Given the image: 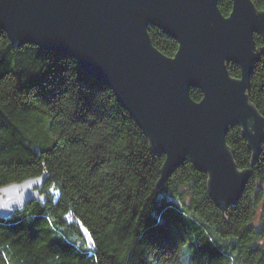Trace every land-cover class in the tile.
I'll return each instance as SVG.
<instances>
[{"label": "trees", "instance_id": "16d2710c", "mask_svg": "<svg viewBox=\"0 0 264 264\" xmlns=\"http://www.w3.org/2000/svg\"><path fill=\"white\" fill-rule=\"evenodd\" d=\"M251 1L264 10V0ZM218 7L227 16L231 0ZM147 32L174 56L175 38L152 25ZM227 67L240 76L237 64ZM246 93L264 116V54ZM225 141L237 168L251 170L236 204L221 211L188 157L157 188L164 156L112 90L72 57L14 46L0 30V187L47 173L44 202L0 218V264H264V144L251 165L239 125Z\"/></svg>", "mask_w": 264, "mask_h": 264}, {"label": "water", "instance_id": "95a60500", "mask_svg": "<svg viewBox=\"0 0 264 264\" xmlns=\"http://www.w3.org/2000/svg\"><path fill=\"white\" fill-rule=\"evenodd\" d=\"M147 25L177 40L173 57L153 46ZM0 30L14 46L72 57L112 90L151 151L164 156L157 188L188 157L207 175L208 194L221 211L238 202L251 170L237 168L225 141L228 127L240 126L251 165L264 144V116L246 93L264 54V10L251 0H231L227 16L218 0H0ZM229 63L239 66V77L230 76ZM191 88L201 91L199 101ZM46 175L0 187V218L44 202L39 189ZM83 236L92 247L89 233Z\"/></svg>", "mask_w": 264, "mask_h": 264}]
</instances>
